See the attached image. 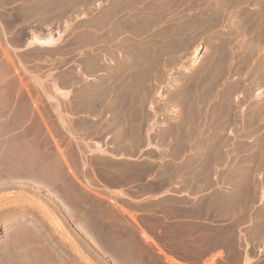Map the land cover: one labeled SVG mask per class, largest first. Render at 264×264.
Segmentation results:
<instances>
[{
    "label": "rangeland",
    "instance_id": "1",
    "mask_svg": "<svg viewBox=\"0 0 264 264\" xmlns=\"http://www.w3.org/2000/svg\"><path fill=\"white\" fill-rule=\"evenodd\" d=\"M105 1L107 2V0H0V264H40L25 260L26 253L37 249L30 248V245L38 246V251L42 250L40 247H46L55 255L56 264H69L70 257L71 264H94L95 255L99 264V249L80 245H86L84 240L93 238V224L86 221L85 210L81 212L75 208L76 204L71 197L75 200L82 198L85 190H91L110 196L113 203L121 205V208L133 205L142 211H149L150 206L133 201L141 197L144 191L132 189L142 187L143 184L147 186L158 184L168 189L171 194L162 199L160 210L163 209L166 217L170 219L194 217V212L184 206L205 205V199L201 201L199 199L207 190L213 189L210 197L214 214L213 217L208 216V219L214 224L215 235L218 234L219 237H207L205 227L186 225L175 227L173 234L163 232L158 235L159 241L170 251L189 256L197 255L205 251V248L192 247L184 241L198 242L203 239L207 246L225 243L233 250V264H240L243 255L256 259V264H264V0H231V4L228 0H200V3L199 0L187 2L162 0L165 10L168 6L173 10L169 12L166 10L164 14L169 15L160 17L161 23L157 21L159 24L150 20L149 15L147 17L146 8L150 7L149 0H143L145 3L142 0L130 1L132 3L139 1L138 7H144L142 22L138 21V24L137 22L135 24L134 18L130 19L131 27H134L133 33H129L130 37L132 36L129 39L132 45L130 47H137L131 48V51L132 54L136 51L135 54L138 55H133L132 71L135 70V74L140 73L141 76L145 71L148 72H145L144 77H139L138 74L133 76L131 92L140 97L133 107L140 106L151 115L155 113L154 110L157 111L159 118L157 124L167 122L166 115L170 111L178 109L184 114L186 109L185 112L188 113L193 106L192 98L196 94L193 93L195 90L191 85L197 83L193 76L196 77L206 67L211 68L209 83L206 82L208 79H204L205 84L202 81L203 83L196 86L203 87L197 88L199 90L197 104L205 115L201 114L202 118L192 120L194 128L191 131L175 133L174 131L163 133L164 129H157L158 131L154 130L150 134L121 132L122 130L117 127L119 125L113 123L115 121L111 115L113 95L103 94L106 98L101 95L102 86L99 81L104 76L102 73L106 72L98 68L100 55L104 54L103 58L110 63V67H116L123 56L122 49H125V42L121 40L128 34L120 33L119 37L118 33L107 34L110 32V26H107L109 28L105 29L107 34L105 37L108 36L107 40H110L108 42L112 43L103 42L102 45L101 41H98L100 4L106 9L113 4L114 9H117L120 5V0H108L107 3ZM226 1L227 4L224 3ZM175 5L179 8H173ZM189 6L194 7L195 12H191ZM259 10L260 12L263 10V13ZM201 12H205V18ZM123 16L116 17V25L125 18ZM175 16H178L177 20L182 19L183 23L177 21ZM195 17L200 19L198 20L200 23ZM208 17L210 19H207ZM183 18L193 21L188 22ZM201 18H204L205 24ZM208 20L213 22L209 23ZM145 21L148 23L145 24ZM186 22L199 31L194 32V28L192 31L188 24L186 28L184 24ZM180 23L185 28L182 26L181 28ZM198 24L202 25L199 27ZM138 25L143 26L142 29ZM163 28H166L167 33ZM177 28L180 30H176ZM155 29L162 34H157L158 31ZM173 31L175 36H181L177 38L182 44L179 42L175 44L178 40ZM50 32L55 35L54 37H60L54 45L30 43L33 34L45 36ZM171 39H174L173 44L176 46L172 45ZM156 41L158 45L154 44ZM183 43L188 45H184L183 48ZM220 44H226V47ZM219 45L226 50L225 48L221 50L222 47ZM110 51H113L112 61ZM227 52L230 57L227 56ZM143 53L146 54H144L146 60L141 57ZM159 54L164 59L170 58L168 54L169 56L174 54L175 60L165 61L174 62L176 57L180 59L178 58L177 64L171 61L170 66V61L166 62L167 67L152 75L153 73L146 68L147 60L153 55L160 56ZM196 58L200 62L202 60V63L198 61L193 67ZM224 59L233 61L229 62L228 69L226 67L228 61ZM218 62L219 64H216ZM200 64H203V69L199 68ZM217 66H222L220 68L222 71H216L219 69ZM191 67L193 68L190 69ZM159 74L162 75L160 76L162 79L153 81L151 75L155 78ZM174 75L175 82L172 80ZM144 82L148 87L142 85ZM134 84L139 85V91ZM54 86L57 89H54ZM202 97L208 99H203V102L205 101L203 104ZM101 98L108 102L104 99L101 101ZM214 108L216 112L220 109L221 111H218L220 114H214ZM207 113H210V116ZM64 118L66 122L63 124ZM190 124L188 122L186 127H190L192 125ZM98 142L104 150L97 148ZM156 168L160 172V177L148 180L150 172ZM116 186L127 190L124 194L127 198L125 202L110 195ZM128 210L130 211L129 208ZM87 214L93 215L94 212ZM101 214L108 219L109 209L102 211ZM150 218L151 215L145 214L139 217V220L147 221ZM202 218L205 219V216ZM117 220L116 235L120 243V240H124L123 236L129 223L125 219L121 221L119 217ZM223 223L231 224V234L217 226ZM152 225L156 229L155 223ZM166 226L163 223V228ZM199 232H203V236H197ZM143 233L149 237L146 230ZM235 242H238L240 248L234 247ZM113 250L110 252L109 248L101 249V264H163L136 230L133 231L129 248L119 245ZM40 253L39 256L42 255Z\"/></svg>",
    "mask_w": 264,
    "mask_h": 264
},
{
    "label": "bare ground",
    "instance_id": "2",
    "mask_svg": "<svg viewBox=\"0 0 264 264\" xmlns=\"http://www.w3.org/2000/svg\"><path fill=\"white\" fill-rule=\"evenodd\" d=\"M113 1V0H112ZM116 1V0H115ZM130 1H132V0H120L119 2V7H117V9L115 8L114 9V4L110 7V8H105V6L103 5V4H100V7L98 8V9H100V16H99V31H100V40H98V41H101V43H102V45H103V42L104 43H109L108 41H110V40H107V37H105V35H107V34H117L118 33V37H119V34L121 33H123V35L125 34V33H128L126 36H124L123 38H122V42H125V49L123 48L122 49V52H123V56H121V58H120V61L118 62V64H117V66L116 67H110L109 66V64L110 63H108L107 61H105V58H103V56H104V54H102V56L100 55V57L101 58H99L100 60H98L99 62H98V68L101 70L102 69V71H105L106 72V74L103 72L102 74H104V76L101 78V80L99 81L100 83H101V95H105V93L107 94V93H110L111 95H113V100H114V102H111V104H113L112 105V112H111V115H112V118H114V120L113 121H115V122H113V123H116V125H119V126H117V127H119V129H121L120 131L121 132H131V133H141L142 134V132L144 133V132H146L147 134L149 133H151V132H153L154 130H159V129H164L165 131L163 132V133H165V132H168V131H171V132H173V133H175V132H183L184 130H192L194 127H193V125H195V124H192V120L194 121V119L195 120H197V119H199V117H201L203 114H202V112H204V111H202L201 112V108H200V105L199 104H197L198 103V89L197 88H200V87H196V86H198L199 84L198 83H201L202 81L204 82V84H205V81H204V79L206 80V79H208V76H209V72H210V70H211V68L210 67H206V65H205V69H203V64L201 65V67H199V68H202L203 69V71H202V69H201V73H199V74H195L196 75V77L195 76H193L194 78L193 79H196V81H197V83L195 84H193V83H191V85H192V88H194V90H195V92H193V93H196L195 94V97H193L192 99H194L193 100V106L192 107H190V109H189V111H188V113H186L187 112V110L185 109L184 110V114H181V112H180V110L178 111V109H177V111L176 110H173V111H170V109H169V113H168V115H166V116H168L167 117V122L165 121V122H161V124L160 123H158L157 124V122H158V120H159V118L157 117V114H156V112L157 111H155L154 109H152L151 107H149L150 109H152V110H154V112L155 113H153L152 115H151V113H147L142 107H133V104H135V101H137L140 97L139 96H136L135 94L133 95V93L131 92V90H132V87H133V85H132V87L130 86L131 84H132V80L134 79V77L133 76H135V75H139V77L141 76L140 75V73H137V74H135V70H133L132 71V69L134 68V57H133V55L135 56L136 54H135V52L132 54V51H131V48L132 47H130V46H132L131 45V42L129 41V39L132 37H130V34H132L133 32H132V30H133V28L131 27V23H132V21H131V23H130V19H133L134 21V23L136 24V22H137V24H138V21H141V18L142 17H144V16H142V14H144V7L143 6H140V7H138V2L140 1H138L137 3H132V2H130ZM143 1V0H142ZM146 1V0H145ZM150 2L148 3V5L150 4V7L149 8H146V4H144L145 5V8L147 9V17H148V15H149V19L150 20H153V22H155L156 24H159V22H157L158 20L160 21V17H162L163 15H165L164 13L166 12V10L169 12L170 10H173L172 8L171 9H169L170 8V6H168V8L165 10V8H164V6H163V2H162V0H149ZM173 1V0H172ZM177 1V0H176ZM179 1V0H178ZM181 1V0H180ZM217 1V0H216ZM220 1V0H219ZM225 1V0H224ZM228 1H230V2H228V3H230L231 4V0H228ZM106 2V1H105ZM107 2H108V0H107ZM106 2V3H107ZM135 2V1H134ZM144 2V1H143ZM142 2V3H143ZM164 2H165V0H164ZM168 2H171V1H168ZM186 2H187V0H186ZM186 2H184L185 4H186ZM195 2H197V1H195ZM203 2V1H202ZM207 2V1H206ZM222 2V1H221ZM102 3V2H101ZM105 3V4H106ZM110 3H112V2H110ZM145 3V2H144ZM177 3V2H176ZM180 3V2H179ZM181 3H183V2H181ZM190 3V2H189ZM189 3H188V5H189ZM199 3H200V0H199ZM198 3V4H199ZM224 3H226L227 4V1L226 2H224ZM117 4V3H116ZM134 4H137V6H135ZM168 4H170V3H168ZM167 4V5H168ZM184 4V5H185ZM191 4H193V1L191 2ZM195 4V3H194ZM198 4H196V5H198ZM204 4H206V3H204ZM223 4V3H222ZM141 5V4H140ZM148 5H147V7H148ZM170 5H173L172 3L170 4ZM179 5V4H178ZM177 5V6H178ZM184 5H183V7H184ZM187 5V4H186ZM195 5V6H196ZM201 5H203V3L201 4ZM221 5V4H220ZM224 5V4H223ZM229 5V4H228ZM116 6V5H115ZM181 6V5H180ZM193 6V5H192ZM227 6V5H226ZM142 7V8H141ZM187 7V6H186ZM190 7V6H189ZM188 7V8H189ZM197 7V6H196ZM199 7L201 8L202 6H200L199 5ZM199 7L197 8V9H199ZM173 8H179V7H176V5H175V7L173 6ZM187 8V9H188ZM191 8V7H190ZM194 8V7H193ZM193 8H191L192 10H191V12H195L194 10H195V8L193 9ZM203 8V7H202ZM207 8V7H206ZM221 8H222V6H221ZM224 8H225V6H224ZM227 8V7H226ZM225 8V9H226ZM169 9V10H168ZM211 9V8H210ZM223 9V8H222ZM183 10V9H182ZM181 10V11H182ZM188 10H190V9H188ZM202 10V9H201ZM209 10V9H208ZM207 10V11H208ZM224 10V9H223ZM99 11V10H98ZM176 10H174V12H175ZM204 11H205V9H204ZM210 11V10H209ZM251 11V10H250ZM177 12V11H176ZM175 12V13H176ZM179 12V11H178ZM182 12H184V10L182 11ZM188 12V11H187ZM190 12V11H189ZM190 12V13H191ZM198 12V11H197ZM227 12V11H226ZM249 12V11H248ZM253 12V11H252ZM259 12H260V10H259ZM261 12L263 13V10H261ZM260 12V13H261ZM145 13H146V11H145ZM202 13V12H201ZM200 13V14H201ZM204 13V15H203V17L205 16V12H203ZM202 13V14H203ZM250 13V12H249ZM99 14V13H98ZM172 14V13H171ZM187 14H189V13H187ZM194 14V13H193ZM198 14H199V12H198ZM202 14L200 15V16H202ZM207 14V13H206ZM252 14H254V13H252ZM256 14V13H255ZM121 15H124L123 17H125L122 21H120L119 22V24L118 25H116V22H115V20L117 19L116 17L117 16H121ZM166 15H169V14H166ZM165 15V16H166ZM175 15V14H174ZM190 15V14H189ZM188 15V16H189ZM194 15H196V14H194ZM222 15V14H221ZM225 15V14H224ZM248 15V14H247ZM251 15V14H250ZM258 15H260L259 13H258ZM172 16V15H171ZM179 16V15H178ZM177 16V17H178ZM182 16V15H181ZM180 16V17H181ZM187 15L185 14V17H186ZM197 16H199V15H197ZM196 16V17H197ZM210 17H212L213 16V14H212V16L211 15H209ZM226 16V15H225ZM114 17H115V19H114ZM164 17V16H163ZM170 17V16H169ZM177 17L175 16L174 18H176V20H177ZM183 17H184V15H183ZM191 16H189V18H190ZM195 17V18H196ZM223 17V16H222ZM258 17V16H257ZM146 18V17H145ZM160 18V19H159ZM182 18V17H181ZM194 17H192V19H193ZM205 18V17H204ZM203 18V19H204ZM216 18V17H215ZM224 18V17H223ZM222 18V19H223ZM246 18V17H245ZM256 18V17H255ZM260 18V17H259ZM121 19V18H120ZM148 19V20H149ZM166 19V18H165ZM164 19V20H165ZM183 19H185V18H183ZM188 19V18H187ZM190 20V21H193V20ZM197 20L196 21H198V20H200V19H198V18H196ZM202 19V18H201ZM202 19V20H203ZM207 19H210L209 17L207 18ZM214 19V18H213ZM258 19V18H257ZM262 19V18H261ZM144 20V19H143ZM147 20V19H146ZM149 20V21H150ZM163 20V21H164ZM167 20V19H166ZM170 20V19H169ZM173 20V19H172ZM171 20V21H172ZM175 20V21H176ZM178 20L179 21H181L179 18H178ZM177 20V21H178ZM186 20V19H185ZM211 20H212V18H211ZM229 20V19H228ZM232 20V19H231ZM170 21V22H171ZM174 21V20H173ZM172 21V22H173ZM183 21V20H182ZM181 21V23H183ZM186 21H188V20H186ZM190 21H188V22H190ZM204 21V20H203ZM209 21V20H208ZM208 21H206V22H208ZM213 21H215V19L213 20ZM213 21H209V23H212ZM142 22V21H141ZM146 22V21H145ZM153 22H151V23H153ZM165 23H166V21H164ZM163 22V23H164ZM185 22V21H184ZM199 22V21H198ZM218 22V21H217ZM134 23L132 24V25H134ZM148 23V21L145 23V24H147ZM150 22H149V24H151ZM160 23H161V21H160ZM180 23V24H181ZM192 23V22H191ZM196 23V22H195ZM194 23V24H195ZM200 23V22H199ZM144 24V25H145ZM154 24V23H153ZM175 23H173V25H174ZM179 23H177V25H178ZM184 24H186L185 26H186V28H187V22L186 23H184ZM203 24V23H202ZM202 24H200V26L202 25ZM204 24H205V21H204ZM208 24V23H207ZM206 24V25H207ZM142 25V24H141ZM164 24H162V26H163ZM168 25V24H167ZM172 25V24H171ZM196 25H197V23H196ZM206 25H204V26H206ZM107 26H110V32L109 33H107V34H105V29L106 28H109V27H107ZM140 25H138V27H139ZM147 26V25H146ZM154 26V25H153ZM170 26V25H169ZM169 26L167 27L168 29H169ZM180 27L182 26V24L181 25H179ZM188 26L190 27V26H192V24L191 25H189L188 24ZM198 26H199V24H198ZM199 26V27H200ZM204 26H202V28H204ZM213 26V25H212ZM143 27V26H142ZM142 27H139L140 29H142ZM148 27V26H147ZM157 27V26H156ZM164 27H166V26H164ZM172 27H174V26H172ZM179 27V28H180ZM182 27H184V25L182 26ZM181 27V28H182ZM207 27V26H206ZM160 28V27H159ZM176 28V27H175ZM174 28V29H175ZM185 28V27H184ZM191 28V30L194 28V26H193V28L192 27H190ZM196 28H198L197 26H196ZM201 28V29H202ZM139 29V30H140ZM147 29V28H146ZM151 29V31H152V27L150 28ZM164 29V32H165V30H166V28H163ZM167 29V30H168ZM172 29V28H171ZM170 29V30H171ZM200 29V30H201ZM135 30V29H134ZM144 30V29H143ZM143 30H141V31H143ZM156 30V29H155ZM155 30L153 31L154 33H156L158 30H156V32H155ZM160 30V29H159ZM169 30V31H170ZM176 30H180V29H176ZM194 30H195V28H194ZM108 31H109V29H108ZM175 31V30H174ZM173 31V34L176 32H174ZM184 31H186V29L184 30ZM183 31V32H184ZM188 31L190 32V29H188ZM193 31V30H192ZM197 31H199L198 29H197ZM196 30L194 31V32H197ZM134 32H136V31H134ZM146 33H148L147 31H145ZM150 32V31H149ZM163 32V31H162ZM171 32V34H172V31H170ZM169 32V33H170ZM187 32V31H186ZM99 33V32H98ZM130 33V34H129ZM138 33H142V32H138ZM146 33H144V34H146ZM153 33V34H154ZM158 33H160L159 31L157 32V34ZM165 33H167V32H165ZM168 33V34H169ZM185 33V32H184ZM137 34V33H136ZM144 34H141V35H144ZM160 34H162V33H160ZM168 34H167V36H168ZM186 34V33H185ZM189 34V33H188ZM98 35V34H97ZM123 35H120V37H122ZM141 35H139V37L141 36ZM152 35V34H151ZM183 35V34H182ZM190 35V34H189ZM55 35H53V33H48L47 35H45V36H39V35H37L36 33H35V35L33 34V36L30 38V43L31 44H39V45H44V46H52V45H54L56 42H58V39L60 38V37H54ZM111 36H113V35H111ZM115 36V35H114ZM117 36V35H116ZM133 36H134V34H133ZM162 36V35H161ZM165 36V35H164ZM164 36H163V38H164ZM174 36H175V34H174ZM177 36H179V37H181L180 35H177ZM177 36H175L176 38H177ZM188 36V35H187ZM136 37V36H135ZM138 36H137V38H139ZM153 37H155V36H153ZM152 37V38H153ZM158 37H159V35H158ZM173 37V36H172ZM174 37V38H175ZM182 37H184V36H182ZM142 38V37H141ZM151 38V37H150ZM156 39H157V37H155ZM154 38V39H155ZM168 38V37H167ZM171 38V37H170ZM186 38V37H185ZM97 39H98V36H97ZM109 39V38H108ZM111 39V38H110ZM113 39V38H112ZM118 39V38H117ZM136 39V38H135ZM155 39V40H156ZM159 39V38H158ZM157 39V40H158ZM165 39V38H164ZM179 38H177V40H178ZM183 39V38H182ZM187 39V38H186ZM227 39V38H226ZM114 40V39H113ZM119 40V41H120ZM139 40H140V38H139ZM154 40V41H155ZM172 40V39H171ZM174 40V39H173ZM173 40H172V45H174V46H176L175 44H177L178 42H179V40L177 41V42H175V44H173ZM176 40V39H175ZM229 40V39H228ZM115 41H117V40H115ZM134 41V40H133ZM149 41V40H148ZM153 41V40H152ZM153 41V42H154ZM160 41V43H161V40H159ZM159 41H158V43H159ZM167 41H168V39H167ZM187 41V40H186ZM185 41V42H186ZM114 42V41H113ZM139 42V41H138ZM170 42V41H169ZM168 42V43H169ZM100 43V42H99ZM110 43H112V41L110 42ZM109 43V44H110ZM115 43V42H114ZM150 43V42H149ZM157 43V41L154 43V44H156ZM164 43V42H163ZM179 43H181V42H179ZM223 43V42H222ZM138 44V43H137ZM136 44V45H137ZM150 44H152V42L150 43ZM165 44V43H164ZM163 44V45H164ZM182 44V43H181ZM187 43H183V46L184 45H186ZM99 45V44H98ZM117 45H119V44H117ZM122 45V44H121ZM156 45H158V44H156ZM155 45V46H156ZM161 45V44H160ZM166 45V44H165ZM164 45V46H165ZM180 45V44H179ZM188 45V44H187ZM220 45H224V44H220ZM219 45V46H220ZM112 46V45H111ZM149 45H147V47H148ZM154 46V45H153ZM152 46V47H153ZM167 46V45H166ZM168 46H170V45H168ZM178 46V45H177ZM181 46V45H180ZM225 47H226V44L224 45ZM106 47V46H105ZM115 47V46H114ZM122 47V46H121ZM121 47H120V49H121ZM133 47H134V43H133ZM139 47V46H138ZM157 47V46H156ZM172 47V46H171ZM222 46H220V48H221ZM225 47H222L221 48V50L222 49H224ZM103 48V47H102ZM108 48V47H107ZM107 48H106V51H107ZM111 48V47H110ZM109 48V49H110ZM119 48V47H118ZM135 48H137V47H135ZM135 48H132V49H135ZM150 48V47H149ZM158 48V47H157ZM161 48H162V45H161ZM170 48V47H169ZM173 48V47H172ZM176 48V47H175ZM181 47H179V49H180ZM183 48H185V46L183 47ZM113 49V48H112ZM119 49V51H121ZM144 49V48H143ZM147 49V48H146ZM165 48H163V50H164ZM166 49H167V47H166ZM99 50H101V48H99ZM114 50H116L115 48H114ZM138 50V49H137ZM141 50V49H140ZM162 50V49H161ZM168 50V49H167ZM173 50H175V49H173ZM181 50V49H180ZM197 50V49H196ZM195 50V51H196ZM217 50V49H216ZM219 50V49H218ZM224 50H226V48L224 49ZM104 52H105V50H103ZM103 51H101V52H103ZM134 51V50H133ZM143 51V50H142ZM157 51V50H156ZM169 51V50H168ZM170 51H171V49H170ZM177 51V48H176V50H175V52ZM228 51V50H227ZM103 52V53H104ZM110 52H112V55H111V61H112V58H113V51H110ZM122 52H120V53H122ZM165 52H166V50H165ZM223 52V51H222ZM222 52H220V53H222ZM224 52H226V51H224ZM117 53H119V52H117ZM116 53V54H117ZM119 53V54H120ZM140 53H141V51H140ZM157 53H159V51L157 52ZM199 53V52H198ZM216 53H217V51H216ZM99 54H101L100 52H99ZM115 54V53H114ZM138 54V53H137ZM144 54L145 53H143V56H141V57H143V59H145L146 57H144ZM148 54V53H147ZM153 54V53H152ZM151 54V55H152ZM154 54H155V52H154ZM161 54H162V52H161ZM167 54V53H166ZM215 54V53H214ZM227 54V56H229L228 55V52L226 53ZM146 55V54H145ZM158 55V54H157ZM154 56L153 55V57H150L149 58V60H147V67L146 68H148L149 69V71H151L153 74L152 75H155V72L156 73H158L157 71L158 70H160V69H162V68H165V67H167V64L168 63H166V62H168V61H170V60H167V61H165L166 59H173V60H175V56H169V54L167 55L168 57H170V58H166V59H164V57L163 56H161L160 54V56ZM165 55V54H164ZM176 55H177V52H176ZM213 55V54H212ZM217 55V54H216ZM225 55V54H224ZM116 56V55H115ZM136 56H138V55H136ZM149 55H147V57H148ZM166 56V55H165ZM179 56H181V55H179ZM195 56V55H194ZM215 56V55H214ZM214 56H212V57H214ZM218 56V55H217ZM221 56H223V55H221ZM97 57V56H96ZM105 57V56H104ZM230 57V56H229ZM107 58H109V57H107ZM139 58V57H138ZM179 58V57H178ZM178 58L176 57V61H174L175 63L178 61ZM198 58H199V56H198ZM198 58H196L195 59V62L192 64V66L194 67L195 65H196V63L199 61L198 60ZM211 58V57H210ZM224 58H225V56H224ZM93 59H95V58H93ZM140 59V58H139ZM138 59V60H139ZM148 59V58H147ZM180 59V58H179ZM214 59H215V57H214ZM227 59V58H226ZM226 59H224L226 62L229 60V58H228V60H226ZM246 59H247V57H246ZM97 60V59H96ZM146 60V59H145ZM173 60H171L172 61V63H174L173 62ZM223 60V59H222ZM116 61V60H115ZM114 61V62H115ZM143 62V60H142V58H141V60H140V62ZM171 61H170V63H169V66H170V64H171ZM94 62H96V61H94ZM110 62V61H109ZM138 62V61H137ZM139 62V63H140ZM141 62V63H142ZM145 62V61H144ZM200 62V61H199ZM220 62V61H219ZM219 62L218 63H216V64H219ZM229 62H233V61H228V64H226V65H224V68H225V66L227 67V69H228V65H229ZM107 63V64H106ZM140 63V64H141ZM200 63H202V60H201V62ZM211 62H209V64H210ZM213 63V62H212ZM94 64V63H93ZM177 64V63H176ZM209 64H207V65H209ZM220 64H222L221 62H220ZM180 65V64H179ZM95 66V65H94ZM113 66H115V65H113ZM140 66V65H139ZM173 66V65H172ZM185 66V65H184ZM187 66V65H186ZM190 66V65H189ZM188 66V67H189ZM216 66V65H215ZM222 66H223V64H222ZM222 66H220V67H218L219 69H217L216 71H218V70H220V68L222 67ZM137 67V66H136ZM177 67V66H176ZM183 67V66H182ZM193 67H191L190 69H192ZM141 68V67H140ZM145 68V69H146ZM214 68V67H213ZM223 68V69H224ZM229 68H230V66H229ZM226 69V68H225ZM141 70V69H140ZM143 70H144V68H143ZM197 70V69H196ZM195 70V72H197ZM214 70V69H213ZM199 71H200V69H199ZM216 71L214 72V73H216ZM220 71H222V69L220 70ZM227 71V70H226ZM146 72V71H145ZM144 72V74H146V73H148V72H146L145 73ZM151 72H149V73H151ZM213 72V71H212ZM227 72H229V71H227ZM159 73H160V71H159ZM219 73V72H218ZM143 74V75H144ZM141 76V77H144V76H146V75H144V76ZM151 75V77H152V79H153V81H155V79L156 80H160V79H162V77H160V76H162V75H156L155 76V78H153V76ZM186 75V74H185ZM192 75V74H191ZM170 76V75H169ZM188 76V75H187ZM222 76H224L223 74H222ZM138 77V76H137ZM138 77V78H139ZM148 77H150V74L148 75ZM182 77V76H181ZM186 77V76H185ZM191 78H192V76H190ZM221 77V76H220ZM136 78V77H135ZM160 78V79H159ZM175 75L174 76H172V80L175 82L176 80H175ZM188 78V77H187ZM224 78V77H223ZM143 79V78H142ZM142 79H141V81H142ZM145 79H147L146 77H145ZM144 79V80H145ZM170 79H171V77H170ZM179 79H181V78H179ZM139 80H140V78H139ZM190 81H192V82H194L195 80H192V79H189ZM222 81H223V79H221ZM178 81V80H177ZM209 81V79L208 80H206V82L207 83H209L208 82ZM131 82V83H130ZM134 82V81H133ZM143 82V81H142ZM141 82V83H142ZM156 82V81H155ZM202 82V83H203ZM137 83H139L138 81H137ZM136 83V84H137ZM173 83V82H172ZM187 83V82H186ZM189 83V82H188ZM206 83V84H207ZM211 83H213V82H211ZM145 84V82L142 84V85H144ZM157 84V83H156ZM158 84H159V82H158ZM178 84V83H177ZM180 84V83H179ZM214 84V83H213ZM215 84H217L216 82H215ZM214 84V85H215ZM135 85V84H134ZM142 85H140L141 87H142ZM151 85V84H150ZM160 86H161V84H159ZM181 85V84H180ZM183 85H184V82H183ZM188 85V84H187ZM210 85V84H209ZM135 86H137V90L139 91L140 90V87H139V85H135ZM145 86V85H144ZM146 86H147V84H146ZM145 86V87H146ZM152 86V85H151ZM211 86H213L212 84H211ZM131 87V88H130ZM148 87V86H147ZM181 87V86H180ZM179 87V88H180ZM210 87V86H209ZM217 87V86H216ZM221 87V86H220ZM223 87V86H222ZM135 88V87H134ZM133 88V89H134ZM190 88V87H189ZM201 88H203L202 86H201ZM200 88V89H201ZM213 88V87H212ZM218 88H219V86H218ZM218 88L216 89L215 88V90H218ZM54 89H57V87H55L54 86ZM99 89H100V87H99ZM142 89H143V87H142ZM142 89H141V91H142ZM187 89H188V87H187ZM186 89V91H189V90H187ZM214 89V88H213ZM220 89V88H219ZM249 89V88H248ZM144 90V92H145V89H143ZM180 90V89H179ZM179 90L177 91V92H179ZM182 90H184V89H182ZM214 90V91H215ZM247 90V89H246ZM202 91V90H201ZM200 91V92H201ZM250 91V90H249ZM248 91V92H249ZM56 92H57V90H56ZM133 92H134V90H133ZM143 92V93H144ZM161 92V91H160ZM224 92V91H223ZM135 93L137 94V92L135 91ZM145 93H147V91L145 92ZM180 93H181V91H180ZM183 93V92H182ZM181 93V94H182ZM188 94L190 93V92H187ZM192 93V92H191ZM192 93V94H193ZM202 93V92H201ZM212 93V92H211ZM159 94V93H158ZM162 94V93H161ZM164 94V93H163ZM184 94L185 95H187L186 93H185V91H184ZM191 94V95H192ZM100 95V92H99V96H101ZM103 95V97H105L106 98V96H104ZM176 95V94H175ZM190 95V96H191ZM209 95V94H208ZM160 96V95H159ZM164 96V95H163ZM162 96V97H163ZM188 96V95H187ZM208 97V96H207ZM165 98V97H164ZM185 98V97H184ZM209 98V97H208ZM213 98V97H212ZM214 98H215V96H214ZM229 98V97H228ZM102 99V98H101ZM104 99V98H103ZM103 99L101 100V101H103ZM109 99V98H108ZM146 99H148V98H146ZM180 99H181V97H180ZM188 99V98H187ZM191 99V100H192ZM203 99H207V98H203L202 97V103L201 104H203L204 102H203ZM210 99V98H209ZM104 100H106V99H104ZM178 100V99H177ZM208 100V99H207ZM206 100V101H207ZM211 100V99H210ZM209 100V101H210ZM213 100V99H212ZM101 101H99V102H101ZM107 101V100H106ZM109 101H111V100H109ZM183 101H185V100H183ZM189 101H190V98H189ZM200 101H201V99H200ZM226 101V100H225ZM231 101V100H230ZM108 102V101H107ZM180 102V101H179ZM185 102H187V100L185 101ZM146 103H147V100H146ZM213 103V102H212ZM100 104V103H99ZM106 104V103H105ZM104 104V105H105ZM111 104L109 105V109H110V106H111ZM151 104H153L152 102H151ZM180 104H182V103H180ZM179 104V105H180ZM218 104V103H217ZM220 104V103H219ZM138 105V104H137ZM154 105V104H153ZM190 105V104H189ZM209 105V103L207 104V106ZM100 106V105H99ZM150 106V105H149ZM155 106V105H154ZM181 106V105H180ZM203 106V105H202ZM233 107H234V105H232ZM231 106V107H232ZM101 107V106H100ZM108 107V106H107ZM185 107V106H184ZM209 107V106H208ZM216 107H217V105H216ZM215 107V108H216ZM141 108V109H140ZM154 108H156V107H154ZM158 108V107H157ZM183 108V107H182ZM204 108H206V107H204ZM204 108H202V109H204ZM214 108V109H215ZM108 109V110H109ZM243 109V108H242ZM101 110V109H100ZM104 110H105V108H104ZM107 110V109H106ZM166 110V109H165ZM110 111V110H109ZM168 111V110H167ZM166 111V112H167ZM186 111V112H185ZM208 111H210V110H208ZM218 111H221L220 109L219 110H217V112H216V109H215V113L214 114H220V112H218ZM242 111H244V109L242 110ZM102 112H103V110H102ZM152 112V111H151ZM242 113V112H241ZM161 114V113H160ZM202 114V115H201ZM208 114V113H207ZM210 114V113H209ZM208 114V116H210ZM109 115H110V113H109ZM110 115V116H111ZM159 115V114H158ZM163 115V114H162ZM165 115V114H164ZM205 115V114H204ZM222 115H223V113L221 114V116L220 117H222ZM212 116V115H211ZM226 116V115H225ZM229 116V115H228ZM163 117V116H162ZM204 117V116H203ZM215 116H212V118L213 119H216V118H214ZM217 117V116H216ZM109 118V117H108ZM164 118H165V116H164ZM202 118V117H201ZM205 118V117H204ZM206 118H210V117H207L206 116ZM230 118H232V117H230ZM229 118V119H230ZM235 118V117H234ZM233 118V119H234ZM67 119V118H66ZM224 119H225V117H224ZM227 119H228V117H227ZM64 120V121H63ZM62 120V122H63V124H64V122H66L65 121V118ZM110 120V119H109ZM112 120V119H111ZM164 120V119H163ZM166 120V119H165ZM206 120V119H205ZM204 120V121H205ZM210 120V119H209ZM223 120V119H222ZM232 120V119H231ZM231 120H228L229 122H231ZM218 120H216V122H217ZM226 121V120H225ZM225 121H224V123H225ZM261 121V120H260ZM259 121V122H260ZM188 122H190L191 124V126L190 127H186V124L188 123ZM213 122V121H212ZM219 122H221L220 120H219ZM223 122V121H222ZM112 123V122H111ZM112 123V124H113ZM215 123V122H214ZM112 124L111 125H109L110 127L112 126ZM160 124V125H159ZM219 124V123H218ZM228 124V123H227ZM65 125H67V123L65 124ZM189 125V124H188ZM198 125V124H197ZM220 125V124H219ZM221 125H223V124H221ZM226 125V124H225ZM69 126V125H68ZM224 126V125H223ZM227 126V125H226ZM70 127V126H69ZM116 127V126H115ZM117 127H116V129H117ZM202 127V126H201ZM209 127V126H208ZM114 128V127H113ZM203 128V127H202ZM225 128V127H224ZM69 129V128H68ZM112 129V128H111ZM115 129V128H114ZM118 130V129H117ZM157 130V131H158ZM205 130H206V128H205ZM204 130V131H205ZM225 130V129H224ZM70 131V130H69ZM119 131V130H118ZM211 132H212V130H211ZM213 132H216V131H213ZM118 133V132H117ZM128 133V134H129ZM162 133V132H161ZM169 133V132H168ZM97 148H99V149H102V150H104V148H102V146H101V143H97ZM51 175V174H50ZM48 176V175H47ZM53 176V175H52ZM248 261V260H247ZM250 261V260H249ZM246 264V263H245Z\"/></svg>",
    "mask_w": 264,
    "mask_h": 264
},
{
    "label": "crops",
    "instance_id": "3",
    "mask_svg": "<svg viewBox=\"0 0 264 264\" xmlns=\"http://www.w3.org/2000/svg\"><path fill=\"white\" fill-rule=\"evenodd\" d=\"M157 168L155 169V171L150 172L148 180H153L154 178L160 177V172L157 171ZM132 190L144 191V193H141V197L133 199V201L142 205L150 206L149 211H142L141 208L139 209L136 206L126 204L125 208H121V205L118 206L113 203L110 196L91 190H85V195L82 198H77L75 200L73 197H71L76 204L75 208L77 210L81 212L82 210H85V212L87 213L91 211L94 212L93 215L85 213L86 221L93 224V238L84 240L86 242V245H80L83 247L87 246L94 249H99V264H101V249L103 247L111 249L110 252H113V249L118 248L119 245L129 248L131 246L134 230H136L141 235L143 242L147 246L152 248L153 252L157 256H159L163 264H220L221 262L233 264V250L227 247L225 243L219 242L215 246L213 244L207 246L205 245L203 239L198 242L194 240H190L188 242L184 241L190 244L192 247H199L201 249L205 248V251L197 255L194 254L193 256H189L185 253H175L173 251H170L169 248H167L164 243L160 242L158 238V235L163 232L173 234V228L181 227L183 225L205 227L204 232L207 237H219L218 234L215 235L216 233L213 229L214 224H211L210 219H208V216L213 217L214 214L212 199L210 197V193L213 189L207 190L205 194L200 197V201L205 199V205L201 204L198 206L190 204L184 206L186 208H189L190 211L194 212V217H180L176 219H170L166 217L167 215L165 214V211L163 209L160 210L163 203L162 199L170 196L171 194L165 186H160L158 184L147 186L143 184L142 187H135ZM126 191L127 190H124L122 187L116 186V188H113L111 190L110 195L112 197H115L116 199L124 200L125 202V200L127 199L124 195L125 193H127ZM196 201H198L197 198ZM128 208L130 209V211L128 210ZM107 209H109L108 219L105 218L103 214H101L102 211ZM145 214L151 215V218L147 221H140L139 217H142ZM203 216H205V219L202 218ZM118 217L121 219V221L125 219L129 223V227H126V234L125 236H123L124 240H120V243L118 242L116 235L118 232L116 230V228L118 227ZM160 220H162L163 222L161 223ZM152 221L155 223L156 229L152 225L154 224L152 223ZM163 223L167 225L166 228H163ZM217 226L220 228V230L229 231V233L231 232V224L229 223H223ZM210 228L213 231H211ZM144 230L147 231L149 237H146L144 235ZM196 235L201 237L203 236V232H199ZM196 235H192V237H197ZM237 243L238 242H235L234 247L240 248ZM29 247H37V249L26 253L27 258H25V260L29 259L30 261H35L36 263L40 264L43 262H45V264H56L55 255L46 247H40L39 249H42L41 251H38V246L36 245H30ZM44 248L46 250H44ZM54 249L55 247H53V250ZM39 252H41V256H39ZM97 261L98 258L95 255L94 264H98ZM256 262V259L247 258L245 255H243L240 264H256ZM68 263H72L71 257L69 258Z\"/></svg>",
    "mask_w": 264,
    "mask_h": 264
}]
</instances>
